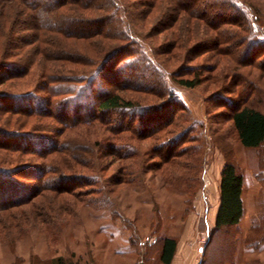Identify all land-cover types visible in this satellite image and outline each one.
Instances as JSON below:
<instances>
[{
	"label": "trees",
	"instance_id": "trees-1",
	"mask_svg": "<svg viewBox=\"0 0 264 264\" xmlns=\"http://www.w3.org/2000/svg\"><path fill=\"white\" fill-rule=\"evenodd\" d=\"M0 1V176L7 177L6 184L4 181L0 182L4 185L0 190L3 188L6 194L0 197V237L20 238L27 229L32 228L45 235L59 234L67 220L75 217L74 214L79 211L80 206L107 209L110 206L109 195L117 194L126 186L135 183L138 176L148 172H160L165 185H179L193 192L196 187L191 172L200 167L202 141L197 135L188 136L198 125H187L175 132L174 127L179 128L180 123L187 120L176 118L175 112L163 113L162 110H166L168 103L160 107L139 105L115 90L103 89L97 94L93 92L97 78H101L103 73H119L118 65L109 62L118 56V50L121 49L118 43L125 41L131 44L136 40L140 42V35L134 33L135 27L131 33L129 27H126V32L116 28V34H112V37L103 28L95 31H74L65 26L66 20L85 23L83 17L89 18L97 12H107V0ZM12 8L18 18L32 19L31 24L24 29V39L14 36L16 26L10 11ZM71 9L82 17L67 14ZM173 10H177L174 21L183 14L188 17V21L200 20L203 24V39L197 41L190 31L185 36L189 41L184 46L179 41H172L164 53L168 56L167 62L171 59L178 60L177 55L181 60L187 58L189 61L207 55L213 63L209 67L189 66L183 74L177 71L164 73L187 89H193L202 83L214 86V93L219 98L216 103L227 109L224 117L231 123L238 143L245 149H259L264 143V112L250 104L253 98L251 90L256 84H251L243 76L237 75V72L246 67H256L263 72L261 76H264V61H259L261 52H252L260 39L254 37V28L247 22L248 17L242 20L239 17L216 20L208 18L207 14L197 13L188 6L174 5ZM256 13L258 12L252 15V23H260L259 30L263 33L264 14ZM223 26L226 27L225 31H219ZM94 42H100L98 49ZM186 44L188 47H185ZM59 47L62 50H56ZM176 49L182 50L183 54L179 55L181 52L178 53ZM67 53L73 55L64 56L70 58L63 59L67 63L62 62L57 67L47 63L53 60V54ZM224 69L228 70L226 77L229 83L220 85L218 82L223 79L221 77ZM7 84L9 89L15 88L16 91L5 89ZM240 85H243V89L234 92ZM112 86L120 88V79L112 81ZM60 91L63 97H68L71 101L62 106L60 111L72 118L62 121L55 119L59 129L45 127L44 132L53 134V137L31 136L30 132H42V129L25 130L27 125L32 124L30 121L35 116H51L53 98ZM227 94L236 98L227 99L224 97ZM128 111L132 113L126 116ZM109 112H119L123 117L120 121L106 119ZM135 113H138V117ZM136 123L138 128L134 126ZM166 135L170 137H164ZM34 138L38 139L37 143ZM90 138L94 139L95 150L85 148L79 142L89 141ZM147 141L150 142V147L142 148L140 145ZM192 142L196 144L187 145ZM13 152L31 156L37 161L27 164L8 161V154ZM106 158L109 160L105 161ZM117 163L114 172L106 177L104 174ZM11 164L13 165L7 166ZM24 169L32 170L31 172L34 170L35 173L25 178L20 173ZM252 170L262 173L264 164ZM50 176L53 178L48 180ZM19 177L24 179L23 182L36 185L28 187L26 194L14 200L9 193L11 190L5 188V185L12 184L13 188L23 190L25 185L16 182ZM52 180L54 182L49 184ZM242 185L241 171L230 158H226L220 170L219 205L214 231L238 227L243 213ZM26 206L29 207L27 210L24 208ZM156 242L160 262L170 264L177 247L175 238L158 236ZM244 243L248 249L263 244L264 223L254 224ZM230 245L233 246L231 243ZM35 262L81 264L80 261L67 260L60 255L48 258L37 256Z\"/></svg>",
	"mask_w": 264,
	"mask_h": 264
},
{
	"label": "rangeland",
	"instance_id": "rangeland-1",
	"mask_svg": "<svg viewBox=\"0 0 264 264\" xmlns=\"http://www.w3.org/2000/svg\"><path fill=\"white\" fill-rule=\"evenodd\" d=\"M106 5L109 8L107 12H97L89 18L83 17L85 23L66 20L65 26L68 27V30L74 31L78 29L95 31L103 28L110 36L116 34V28L126 32V27H129L131 33L135 27L134 33L137 36L140 35L138 39L140 42L138 43L136 40L131 43L135 46L125 41L118 43L121 47L118 50V56L108 61L118 65L119 73L115 72L117 75H114V71L112 74L110 72L109 74L103 73L101 78H97L93 92L97 94L103 89L106 91L115 90L121 96L131 99L139 105L160 107L168 103L166 110H162L163 113L166 111L168 113L175 112L176 118L187 120V122H181L179 128L175 129L174 127L175 132L187 125H198L193 131H190L188 136L196 137L197 135L202 141L199 153L200 167L191 172L196 188L191 193V189L188 191L179 185H165L160 172H148L141 177L138 176L135 183L126 186L117 194L109 195L110 206L107 209L80 206L79 211L74 214L75 217L72 216L67 220L66 226H62V231L59 234L45 235L32 228L27 229V232L20 238L0 237V264H36L37 256L48 258L55 255H60L71 261H80L81 264H162L159 260L157 242L155 243L158 236L174 237L177 242L171 264L256 263L255 256L249 253V249L244 243L248 237V222L239 224L238 227L222 228L216 231H214L213 225L214 212L219 198V172L224 161L226 158H230L241 173L245 174V178H248L247 176H251L252 168L256 169L264 164V143L259 149L254 150L245 149L238 143L231 123L224 117L227 109L216 103L219 98L217 93H214V86L202 83L193 89H187L178 85L171 78L169 79L164 73L165 71L167 73L177 71L183 74L189 66L204 65L209 67L213 62H210L207 55L204 56L206 58L202 57L194 61H189L187 58L181 60V57L177 55L178 60L171 59L167 62L168 56L164 53L172 41H179L184 46L189 41L185 36L190 31L197 41L203 39L201 32L203 24L200 20L188 21V17L183 14L179 15L177 21H174L177 10L173 9L174 5H178L188 6L195 12L207 14L208 18L216 20L234 17H239L242 20L244 17H248L247 22L254 28V37L260 39L252 52L255 50L256 53L261 52L262 57L259 58V61L263 62L264 32L259 30L260 23L257 22L255 25L252 23V15L256 11L259 14H264V0H107ZM73 9L67 11V14H71L73 17H82ZM10 11L16 26L14 36L24 39L26 34L24 29L31 24L32 19L30 17L18 18L14 8ZM258 13L256 15H259ZM246 27L247 24L244 25L245 29ZM225 29L226 27L223 26L219 28V31H225ZM240 29L243 30L242 27ZM240 29L237 31L241 32ZM21 31L22 33H20ZM94 44L98 49L100 42H94ZM185 47L188 45L186 44ZM60 49L59 47L56 50ZM140 50H143L141 54ZM178 51L181 52L179 55L183 54L182 50ZM174 53L176 51L173 52V55H175ZM61 56L63 58H58ZM64 56L73 55L70 53L66 55L53 54V60L47 63L54 67L61 65L62 62L63 64L67 63L63 59L70 58ZM224 60L226 61V58ZM247 62L249 63V61ZM226 72L228 70L225 71V69L222 72L224 73L223 76L221 75L223 79L218 82L220 85L229 83ZM206 75L209 77V74ZM237 75H241L247 79H245L246 81L257 85L258 89L254 85V89L251 90L253 98H251L252 103L250 102V104L264 112V78H262L264 76H261L263 72L256 67H246L237 72ZM117 79H120V88L112 86V81ZM242 84L245 85L243 82ZM243 85L235 88L234 92L241 91ZM4 87L9 89L8 84ZM9 91L15 92L16 90L10 88ZM61 92L53 98L54 106L50 110V117L35 116L31 119L32 124L27 125L25 130L42 129V132H30L31 136H52L53 134L44 132L45 127L59 129L60 126L56 120L72 118L60 111L62 106L71 103L70 98L63 97ZM224 97L227 99L236 98L229 94ZM69 105L72 106V104ZM131 113L128 111L126 116ZM134 115L138 117V113ZM122 117L123 114L119 112H109L106 119L120 121ZM134 126L138 128L139 125L136 123ZM37 140L34 138L35 143ZM93 141L94 139L90 138L89 141L81 140L79 142L85 148L95 150L96 145ZM195 144L196 142H192L187 145ZM140 146L146 149L150 147V142H144ZM163 151L166 149L163 148ZM8 155V161H14V163L27 164L37 161L31 156H22L14 152ZM108 160L109 158L105 159V161ZM116 165L118 163L104 175L109 177L114 172ZM31 171L24 169L20 173L22 172L21 174L27 178L35 173L34 170ZM51 178L53 176H50L48 180ZM6 179V176H0V182L4 181L3 183L6 184ZM17 179L16 182L25 185L23 190L13 188L12 184L5 185V188L11 190L9 193L11 197H14L12 198L14 200L26 194L29 190L28 187L36 185V183L23 182L24 179L20 177ZM51 182L54 181H50L49 184ZM2 186L4 185L0 183V187ZM261 186L258 189L259 194L254 197L250 190L245 191V203L252 205L258 217L264 215V182ZM3 196L6 194L1 188L0 197ZM24 208L27 210L29 207ZM230 247L232 248L230 249Z\"/></svg>",
	"mask_w": 264,
	"mask_h": 264
},
{
	"label": "crops",
	"instance_id": "crops-1",
	"mask_svg": "<svg viewBox=\"0 0 264 264\" xmlns=\"http://www.w3.org/2000/svg\"><path fill=\"white\" fill-rule=\"evenodd\" d=\"M262 173H264V172H262ZM262 173L258 174L256 172L252 171L251 176H247L248 178H245V174H242L243 185H242V192H241V200H242L243 213H242V217L240 218L239 224L241 225L242 223L248 222L249 223V225H248L249 227H247L248 232H249V229L254 224L261 223V222L264 223L263 222L264 221V215H261L260 217H258V215H256V213L254 212L252 205L250 203H245L246 202L245 201V199H246L245 198V191L247 192V190H250L251 191L250 193L252 194L253 197L256 196V194H259L258 189L262 185V182H264V174H262ZM219 182H220V177H219ZM247 186H248V188H247ZM245 187H246V189H245ZM218 189H219V187H218ZM218 205H219V199H218ZM218 205H217L215 212H214V220H215V215L217 212ZM247 228H245V229H247ZM248 251H249V253H251V255L255 256L256 260L254 259V261L256 263H253V264H257L259 262H260V264H264V243L261 244L260 246L256 247V248H251ZM248 264H251V263H248Z\"/></svg>",
	"mask_w": 264,
	"mask_h": 264
}]
</instances>
